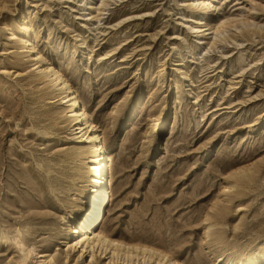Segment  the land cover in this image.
Here are the masks:
<instances>
[{"label": "rangeland", "instance_id": "1", "mask_svg": "<svg viewBox=\"0 0 264 264\" xmlns=\"http://www.w3.org/2000/svg\"><path fill=\"white\" fill-rule=\"evenodd\" d=\"M201 1L0 0V264H264V0ZM43 66L110 152L95 229L150 252L67 251L88 164Z\"/></svg>", "mask_w": 264, "mask_h": 264}, {"label": "bare ground", "instance_id": "2", "mask_svg": "<svg viewBox=\"0 0 264 264\" xmlns=\"http://www.w3.org/2000/svg\"><path fill=\"white\" fill-rule=\"evenodd\" d=\"M200 6L202 9L201 16H209L215 10V6L209 0L201 1ZM227 26H229L228 19L222 13L217 22L213 24V27L211 26V29L216 34H220L225 31ZM216 27L218 28L215 29ZM32 51L33 48L31 47L29 52ZM32 59L38 64L41 62L42 57L36 54ZM37 70L41 79L49 80V83L53 84L57 92L62 95L61 100L68 105V113L70 114L68 119L73 124V127H76V143L81 144V148H79L82 151L79 153L84 157L83 159L87 160L88 164L87 173L89 176L87 181L90 188L89 192L87 191L88 193L82 192V200L78 204L77 210H75L76 213L72 224L66 234L67 251L78 252L79 257H83L86 253H92L91 258L95 249L103 252L107 251L111 254L109 263H113V256L117 255V253H123V257L127 261L132 257H139L141 253L150 252L149 249L144 247L128 246L119 241L111 240L103 226L100 229H95L96 223L101 222L106 215V204L111 192L108 189L110 183L108 180V167L111 161L110 152L104 146V140L98 131L97 125L88 115L79 95L73 90L68 80L51 66H43L37 68ZM134 111L135 109L133 108L130 116ZM26 250L22 254L20 264H26L31 254L29 249ZM152 254L157 257V264H182L173 259L168 260L165 255L158 254L155 251ZM44 262L46 263V261Z\"/></svg>", "mask_w": 264, "mask_h": 264}]
</instances>
